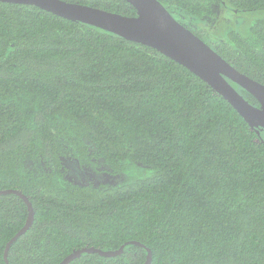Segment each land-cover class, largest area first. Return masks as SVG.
Here are the masks:
<instances>
[{"label":"trees","instance_id":"16d2710c","mask_svg":"<svg viewBox=\"0 0 264 264\" xmlns=\"http://www.w3.org/2000/svg\"><path fill=\"white\" fill-rule=\"evenodd\" d=\"M63 1L137 15L125 0ZM158 1L200 39V26L222 9L264 10V0ZM212 49L264 85V20L249 34L229 31ZM68 159L102 161L115 175L136 164L153 175L79 185L67 178ZM5 190L22 192L35 212L9 264H60L80 249L116 251L129 242L150 249L151 264H264L263 131L156 49L0 2ZM28 216L21 197L0 195V264ZM146 248L128 246L115 258L84 254L70 264H145Z\"/></svg>","mask_w":264,"mask_h":264},{"label":"water","instance_id":"95a60500","mask_svg":"<svg viewBox=\"0 0 264 264\" xmlns=\"http://www.w3.org/2000/svg\"><path fill=\"white\" fill-rule=\"evenodd\" d=\"M125 1L136 9V16L128 17L63 0H0L2 3L35 6L63 19L81 22L156 49L207 83L214 92L231 104L252 129L264 132V85L237 71L202 39L179 23L158 0ZM229 81L249 92L261 107L250 104ZM7 194L21 197L29 210L26 225L6 247L4 260L9 264V251L12 245L30 230L35 220V212L31 202L22 192L0 191V195ZM128 246L146 248L139 242H129L116 251L84 248L73 252L60 264H70L84 254L115 258L123 254ZM146 249L148 258L145 264H151L152 251Z\"/></svg>","mask_w":264,"mask_h":264},{"label":"rangeland","instance_id":"374dc122","mask_svg":"<svg viewBox=\"0 0 264 264\" xmlns=\"http://www.w3.org/2000/svg\"><path fill=\"white\" fill-rule=\"evenodd\" d=\"M264 20V10L240 13L235 10L222 9L219 11L215 23L202 24L200 26L203 41L215 48L226 38L229 31H237L249 34L250 28L258 21ZM67 178L72 182L84 185L96 186L117 185L118 183L146 179L153 175L152 171L136 164H130L126 171L121 174H112L102 161H93L91 164L82 165L77 160H65Z\"/></svg>","mask_w":264,"mask_h":264}]
</instances>
